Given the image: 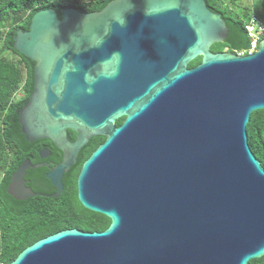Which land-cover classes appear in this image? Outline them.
I'll list each match as a JSON object with an SVG mask.
<instances>
[{
  "label": "water",
  "instance_id": "obj_1",
  "mask_svg": "<svg viewBox=\"0 0 264 264\" xmlns=\"http://www.w3.org/2000/svg\"><path fill=\"white\" fill-rule=\"evenodd\" d=\"M116 12L125 26L112 19ZM228 34L205 0L47 9L18 31L14 49L35 63L22 134L64 154L47 175L58 189L51 197L63 193L62 178L89 140L104 136L77 189L81 205L111 224L53 234L11 264H248L264 257V167L247 133L251 114L264 110V39L253 55L212 52ZM32 167L25 160L12 174L13 199L39 195L25 184Z\"/></svg>",
  "mask_w": 264,
  "mask_h": 264
},
{
  "label": "trees",
  "instance_id": "obj_2",
  "mask_svg": "<svg viewBox=\"0 0 264 264\" xmlns=\"http://www.w3.org/2000/svg\"><path fill=\"white\" fill-rule=\"evenodd\" d=\"M112 1L0 0V261L3 264L13 263L26 248L58 232L68 229L101 232L111 224L108 217L85 209L77 191L81 165L105 141L104 137L95 138L85 148L77 170L70 176L68 190L70 185L74 186L73 197L67 191L59 199L36 197L16 202L7 189L17 168L40 151L37 144L26 140L20 126V112L34 90L35 63L14 49V38L18 31L29 30L31 19L41 10L55 9L60 14L62 9H76L91 13L103 10ZM205 1L210 10L222 16L229 29L226 41L214 45L211 51L236 54L246 50L250 44L246 24L252 16L264 23V0H257L260 6L257 10L244 7L242 0ZM215 48L219 52H215ZM201 61L202 57H198L189 68L198 66ZM247 133L250 148L264 167V110L251 114ZM248 264H264V257Z\"/></svg>",
  "mask_w": 264,
  "mask_h": 264
},
{
  "label": "flooded vegetation",
  "instance_id": "obj_3",
  "mask_svg": "<svg viewBox=\"0 0 264 264\" xmlns=\"http://www.w3.org/2000/svg\"><path fill=\"white\" fill-rule=\"evenodd\" d=\"M120 120H122V122H121V124H122L123 121L125 120V117L119 119L116 122L117 126L121 125V124L118 125V122ZM98 137H104V136L92 137L89 140V143L81 150L79 157H78L77 164L74 165L69 170V172L63 176V178H62L63 193L60 195L59 198H61V196L65 193L66 189L68 188L69 178L77 170V168L79 166L80 159H81L82 155L84 154L85 148L89 147V145H91L93 143L95 138H98ZM104 138L106 140V137H104ZM68 139L70 141H75L77 139V134L73 131H68ZM34 143L37 144V147H40V151H39L38 155L30 156L26 160H29L31 162L32 166H38V168L32 167L29 170H27L26 175L24 177L25 182H26L25 184L28 188H31L34 191V193L39 194L36 197H41V198H46V199H59V198H52L51 197L53 195H56V193L58 192V189L52 185L51 181L47 178V175L50 173L51 170H53L56 166H58L59 164H61L63 162L64 154L49 140H40V141H36ZM41 151L45 152V154H46L45 157H41V155H40ZM82 165H81V168H82ZM80 171H81V169H80ZM78 176H79V174H78ZM1 182H2V180L0 181V184H1ZM36 197H33V198H36ZM10 198L12 200H15L11 196H10ZM27 200H29V199H27ZM15 201L16 202H22V201H17V200H15Z\"/></svg>",
  "mask_w": 264,
  "mask_h": 264
},
{
  "label": "built area",
  "instance_id": "obj_4",
  "mask_svg": "<svg viewBox=\"0 0 264 264\" xmlns=\"http://www.w3.org/2000/svg\"><path fill=\"white\" fill-rule=\"evenodd\" d=\"M246 31L250 39L249 47L246 50L238 51V56L253 55L259 49L260 42L264 39V23L256 16H252L246 24ZM0 264H3L0 261Z\"/></svg>",
  "mask_w": 264,
  "mask_h": 264
},
{
  "label": "rangeland",
  "instance_id": "obj_5",
  "mask_svg": "<svg viewBox=\"0 0 264 264\" xmlns=\"http://www.w3.org/2000/svg\"><path fill=\"white\" fill-rule=\"evenodd\" d=\"M258 1L257 0H242V2H241V5H243L244 7H251L253 10H257L258 8H260V6L258 5V3H257ZM261 12V11H260ZM262 12H264V10H262ZM218 44H216L215 46H217ZM214 46V47H215ZM213 47V48H214ZM217 48V47H216ZM216 48H215V52L217 51L216 50ZM219 49V48H218ZM217 52H219V51H217ZM222 53V52H221ZM2 180V176H0V181ZM69 192L70 193V197H73V195H74V186L73 185H70V187H69V190H68V188L66 189V191H65V193L66 192ZM77 191H78V189H77ZM67 192V193H68ZM64 193V194H65Z\"/></svg>",
  "mask_w": 264,
  "mask_h": 264
},
{
  "label": "clouds",
  "instance_id": "obj_6",
  "mask_svg": "<svg viewBox=\"0 0 264 264\" xmlns=\"http://www.w3.org/2000/svg\"><path fill=\"white\" fill-rule=\"evenodd\" d=\"M145 14H146L147 16L150 15V13H149L148 11H146ZM112 19H113L116 23H118L121 27L125 26V24H126V21H125L124 15L121 14V13H119V12L113 13ZM110 30H111V27H110V25H109V26L106 28L105 34L107 35L108 32H110ZM236 55H237V54H236ZM113 75H115V73H114ZM93 82H94V81L89 80V83H93ZM87 91H88L89 93H91V92H92V88L89 87V88L87 89Z\"/></svg>",
  "mask_w": 264,
  "mask_h": 264
}]
</instances>
